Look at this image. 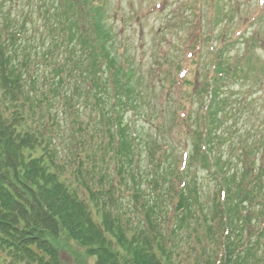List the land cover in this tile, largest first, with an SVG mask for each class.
I'll use <instances>...</instances> for the list:
<instances>
[{
  "label": "trees",
  "instance_id": "16d2710c",
  "mask_svg": "<svg viewBox=\"0 0 264 264\" xmlns=\"http://www.w3.org/2000/svg\"><path fill=\"white\" fill-rule=\"evenodd\" d=\"M21 1L22 8L19 0L8 7L0 1V264H64L62 253L71 245L82 250L70 248L78 264L83 251L95 264H178L175 220L195 211L187 187L163 222L158 219L161 230L155 205L144 206L142 228L129 224L132 209L117 194L119 178L134 200L144 198L136 183L143 158L137 125L146 120L159 130L163 123L146 112L156 97L149 93L147 101L128 42L120 43L107 17L108 0ZM221 55L218 72H231ZM58 104L65 119L54 110ZM60 138L73 147L70 159L61 155ZM171 143L153 142L160 162L170 159ZM197 150L227 192V203H215L211 218L230 230L219 264H241L250 245L237 255L230 234L240 206L253 203L255 194ZM166 169L172 173L174 163ZM217 257L206 264H218Z\"/></svg>",
  "mask_w": 264,
  "mask_h": 264
},
{
  "label": "rangeland",
  "instance_id": "374dc122",
  "mask_svg": "<svg viewBox=\"0 0 264 264\" xmlns=\"http://www.w3.org/2000/svg\"><path fill=\"white\" fill-rule=\"evenodd\" d=\"M0 1L8 7L9 0ZM108 3L107 17L120 43L128 42L147 101L149 93L156 97L150 98L154 103L146 106V112L163 123L159 130L146 120L137 125L143 158L136 183L144 199L134 200L124 182L119 183L115 177L117 194L124 200L123 208L130 207V214H134H126L129 224L134 222L137 228H142L146 220L144 206L155 205L159 211L154 221L161 230L158 219L163 222L173 204L179 202L180 189L187 187L195 211L192 216L184 219V213L175 220L182 229L180 232L177 228L172 234L177 247L176 263L205 264L214 254L220 252L219 257L224 254L227 229L219 227L216 217L211 220L215 201L221 198L216 168L206 165L197 150L201 144L197 137L206 131L215 52L221 49L222 63L227 68L231 66L232 71L225 72L218 82L214 99L217 105L213 108L217 113L211 117L214 125L207 147L212 161L214 158L220 161L235 185L250 188L255 194L253 203L246 201L240 206L241 213L237 214L230 239L235 238L239 246L247 242L253 246L238 253L244 257L241 264H264V233L252 238L264 223L261 222L264 215L258 217L264 214V0H108ZM186 71L189 74L185 79L192 86L181 80ZM163 82L165 88H161ZM54 110L65 119L62 104ZM182 119H187L188 125ZM160 138H170L172 142L170 159L162 162L158 159L160 150L153 144ZM58 143L61 155L70 159L73 147L65 145L63 138ZM171 163L174 171L169 173L166 168ZM233 205L236 204L232 202ZM235 209L238 213V206ZM170 232L168 228L167 233ZM71 247L62 253L64 264H78ZM219 259L218 264L224 261ZM95 261L83 251V264Z\"/></svg>",
  "mask_w": 264,
  "mask_h": 264
}]
</instances>
